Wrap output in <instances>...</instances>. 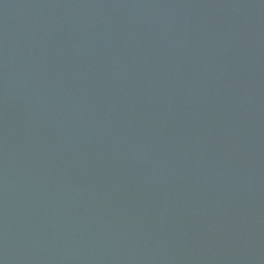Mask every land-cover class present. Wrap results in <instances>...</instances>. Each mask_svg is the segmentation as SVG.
I'll return each mask as SVG.
<instances>
[{"label": "water", "instance_id": "1", "mask_svg": "<svg viewBox=\"0 0 264 264\" xmlns=\"http://www.w3.org/2000/svg\"><path fill=\"white\" fill-rule=\"evenodd\" d=\"M0 264H264V0H0Z\"/></svg>", "mask_w": 264, "mask_h": 264}]
</instances>
